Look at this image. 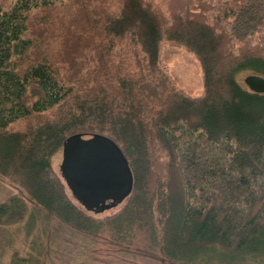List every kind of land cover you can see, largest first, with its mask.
Masks as SVG:
<instances>
[{
	"label": "trees",
	"instance_id": "1",
	"mask_svg": "<svg viewBox=\"0 0 264 264\" xmlns=\"http://www.w3.org/2000/svg\"><path fill=\"white\" fill-rule=\"evenodd\" d=\"M163 42L196 57L202 95L174 84ZM259 64L264 0H0V177L16 189L0 230L40 211L177 264L263 253L264 93L236 80ZM73 134L126 157L117 210H86L54 168Z\"/></svg>",
	"mask_w": 264,
	"mask_h": 264
},
{
	"label": "rangeland",
	"instance_id": "2",
	"mask_svg": "<svg viewBox=\"0 0 264 264\" xmlns=\"http://www.w3.org/2000/svg\"><path fill=\"white\" fill-rule=\"evenodd\" d=\"M159 60L174 84L186 94L196 97L203 93L202 72L196 57L181 46L163 42ZM241 71L236 80L247 88L244 79L253 74L264 78L263 67ZM61 151L52 158V164L59 170ZM16 191L6 179L0 177V201L10 191ZM119 206L100 213L106 215ZM25 258L15 261L13 254ZM0 264H177L165 260L159 252L154 255L141 254L134 249L113 246L103 238H91L63 229L59 220L37 211L35 220L28 226L27 220L0 230ZM189 264H264V252L247 255L240 260H225L214 254Z\"/></svg>",
	"mask_w": 264,
	"mask_h": 264
},
{
	"label": "water",
	"instance_id": "3",
	"mask_svg": "<svg viewBox=\"0 0 264 264\" xmlns=\"http://www.w3.org/2000/svg\"><path fill=\"white\" fill-rule=\"evenodd\" d=\"M244 82L264 93V78L249 74ZM60 174L72 196L88 211L104 212L118 206L130 194L133 175L120 147L108 136H68L62 144Z\"/></svg>",
	"mask_w": 264,
	"mask_h": 264
}]
</instances>
